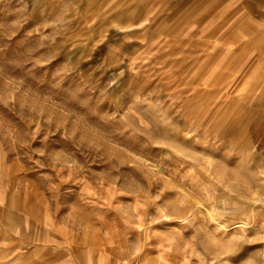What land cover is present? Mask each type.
<instances>
[{"label":"rangeland","instance_id":"rangeland-1","mask_svg":"<svg viewBox=\"0 0 264 264\" xmlns=\"http://www.w3.org/2000/svg\"><path fill=\"white\" fill-rule=\"evenodd\" d=\"M216 1L0 0V264H264V97L196 33Z\"/></svg>","mask_w":264,"mask_h":264},{"label":"crops","instance_id":"crops-1","mask_svg":"<svg viewBox=\"0 0 264 264\" xmlns=\"http://www.w3.org/2000/svg\"><path fill=\"white\" fill-rule=\"evenodd\" d=\"M202 14L196 33L206 39L219 33V43L236 51L237 65L232 74L258 76L253 77L261 82L259 93L254 96L264 97V0H220L211 3ZM46 260L50 264L73 263L67 253H52Z\"/></svg>","mask_w":264,"mask_h":264},{"label":"bare ground","instance_id":"bare-ground-1","mask_svg":"<svg viewBox=\"0 0 264 264\" xmlns=\"http://www.w3.org/2000/svg\"><path fill=\"white\" fill-rule=\"evenodd\" d=\"M153 17H154V16H153ZM148 27H149V26H148ZM155 31H156V30H155ZM141 36H142V35H141ZM179 43H180V42H179ZM179 43H178V44H179ZM178 44H177V45H178ZM141 47H142V46H141ZM141 47H140V48H141ZM136 50H137V49H136ZM169 50H170V49H169ZM166 55H167V54H166ZM164 57H165V56H164ZM165 61H166V60H165ZM165 61H164V62H165ZM157 62H158V61H157ZM154 64H155V63H154ZM154 64H153V65H154ZM181 66H182V65H181ZM178 71H179V70H178ZM175 76H176V75H175ZM189 92H190V90H189ZM187 93H188V92H187ZM188 94H189V93H188ZM243 137H244V136H243ZM249 141H250V140H249ZM246 146H247V145H246ZM15 201H16V200H15ZM17 208H18V204H17ZM15 212H16V211H15ZM17 212H18V211H17ZM30 218H31V217H30ZM120 255H121V254H120ZM116 256H117V255H116ZM118 257H119V256H117V258H118ZM249 262H250V261H249Z\"/></svg>","mask_w":264,"mask_h":264}]
</instances>
